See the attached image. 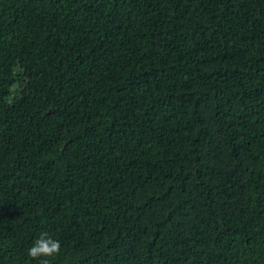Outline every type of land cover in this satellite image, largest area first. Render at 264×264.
Segmentation results:
<instances>
[{
	"label": "trees",
	"instance_id": "trees-1",
	"mask_svg": "<svg viewBox=\"0 0 264 264\" xmlns=\"http://www.w3.org/2000/svg\"><path fill=\"white\" fill-rule=\"evenodd\" d=\"M264 264V0H0V264Z\"/></svg>",
	"mask_w": 264,
	"mask_h": 264
},
{
	"label": "clouds",
	"instance_id": "clouds-1",
	"mask_svg": "<svg viewBox=\"0 0 264 264\" xmlns=\"http://www.w3.org/2000/svg\"><path fill=\"white\" fill-rule=\"evenodd\" d=\"M61 251L59 240L53 238L47 232L35 239L28 249L27 255L32 259L40 260V264H50L48 258L57 256Z\"/></svg>",
	"mask_w": 264,
	"mask_h": 264
}]
</instances>
